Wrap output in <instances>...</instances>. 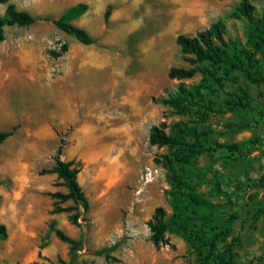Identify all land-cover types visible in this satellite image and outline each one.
I'll use <instances>...</instances> for the list:
<instances>
[{"label":"rangeland","instance_id":"374dc122","mask_svg":"<svg viewBox=\"0 0 264 264\" xmlns=\"http://www.w3.org/2000/svg\"><path fill=\"white\" fill-rule=\"evenodd\" d=\"M239 1L9 0L0 4V17L13 4L16 11L36 19L27 27H5L0 41V131H12V137L0 145V169H28L36 179L29 190L14 191L9 174L0 173V189L6 193H0V225L5 228L0 264L67 261L68 245L49 229L51 221L70 238L83 240L78 264H198L196 254L175 232L167 231V243L155 246L147 227L155 208L162 207L166 219L172 213L164 195L169 189L165 170L154 163L170 156V151L150 146L149 131L164 122L168 132L180 121L206 133L209 141L239 146L233 156L202 153L189 166L176 167L187 169L198 194L236 213L226 241L233 244L236 264H264V215L253 219L264 199V181H259L264 170V118L218 111L238 87L264 111V85L233 73V80H223L222 89H203L205 102L184 113L159 103L175 95L178 85L190 88L204 77L197 73L190 79L168 78L172 67H193L186 60L192 56L182 55L176 45L178 35L194 37L222 19L225 40L248 47L244 21L228 17ZM248 1L259 16L264 0ZM80 5L84 10L67 22L85 30L93 39L90 45L54 25L66 10ZM69 49L71 56L66 55ZM256 58L264 74V56ZM203 103L213 110L204 109ZM244 121L249 128L227 132L226 124ZM35 131H42L39 139L32 135ZM59 146L60 159L80 167L77 181L88 210L78 208L79 226L70 224L71 213L50 214L54 200L48 193L67 189L62 180L41 171L52 168ZM155 167L159 175L144 184L145 169ZM213 179L219 183H212ZM60 205L74 206L72 201ZM113 245L116 250L109 255L96 254Z\"/></svg>","mask_w":264,"mask_h":264},{"label":"trees","instance_id":"16d2710c","mask_svg":"<svg viewBox=\"0 0 264 264\" xmlns=\"http://www.w3.org/2000/svg\"><path fill=\"white\" fill-rule=\"evenodd\" d=\"M9 0H0V4ZM85 6L72 7L66 10L62 16L54 21V25L67 35L74 36L83 45H90L93 39L82 28L69 24L67 21L78 16ZM105 13V20L108 18ZM234 20L244 21V36L248 47H241L235 40H225L226 26L222 19H217L206 30L200 31L194 37L178 35L176 45L193 67L170 68L167 76L169 79H190L200 73L204 77L200 84L187 88L183 85L177 86L175 95L159 100L162 105H169L180 113H184L189 107L205 102L203 89L223 88V80H233V73H240L251 84L264 85V74L261 72L262 64L256 58L259 54L264 56V9L259 16L255 14V8L248 0H240L234 10L228 16ZM35 18L27 12L16 11L13 4H8L4 16L0 17V41L3 40L5 27H27L35 22ZM63 52L66 46H62ZM54 57L60 54L53 53ZM218 72L221 75H217ZM213 105V104H212ZM206 110L212 107L203 103ZM218 111L238 112L243 115L256 113L264 118V111L259 109L250 94L242 87L229 94L227 99L221 102ZM249 122L239 125L226 124L229 133H235L239 129L249 128ZM162 122L150 128L148 144L158 148L166 147L170 156H162L154 159V163L165 170V182L169 189L165 191V198L172 209L168 219L165 211L157 207L151 219L147 222L150 231V241L155 246L166 244L165 233L175 232L193 250L198 259V264H236V254L233 244L227 243L232 234V224L237 219L236 213L227 209L226 204H214L196 192V185L191 183L186 175L187 169H178L176 166L186 167L193 159L202 153H222L235 155L240 148L236 144H220L207 140L204 132L195 127H188L184 122H177L169 127ZM12 131H0V145L10 136ZM259 142V141H257ZM61 147L59 146L53 157V166L41 171V174H55L67 189L66 193H48L54 200L51 215L60 213H71L69 222L71 225L79 226L78 208L88 210L87 199L77 181L79 165L74 161H62ZM217 173L215 172L214 175ZM204 174H202V178ZM216 177V176H214ZM201 178V179H202ZM203 180V179H202ZM247 180H250L247 177ZM259 181H264V170L259 176ZM212 183H219L213 179ZM72 201L74 206L62 207L60 204ZM264 215V199L260 207L253 215L257 220ZM55 237L68 245V260L59 259V264H78L80 252L84 247L82 239L75 240L67 236L55 227V221L48 225ZM0 237H5V228L0 225ZM116 250V246L103 247L96 251L97 255H109ZM30 264H37L32 262Z\"/></svg>","mask_w":264,"mask_h":264},{"label":"crops","instance_id":"0c3cea01","mask_svg":"<svg viewBox=\"0 0 264 264\" xmlns=\"http://www.w3.org/2000/svg\"><path fill=\"white\" fill-rule=\"evenodd\" d=\"M68 54L71 56V49H69L66 52V55ZM32 135L35 136L37 139H39L40 136L42 135V131H35L32 133ZM11 137L12 136H10L8 139H10ZM8 139L6 141H8ZM37 150H38L37 148L33 149V151H37ZM16 152H17L16 154L18 155L19 152L18 151ZM27 171L28 169H0L1 174L2 173L9 174V176L11 177L12 180L11 182L13 185L12 187L14 191L17 189H21L22 191L29 190L33 185L36 184V179L34 178V176L33 175L29 176ZM47 175L50 176L51 179L57 178L55 174H47ZM0 193L6 194L5 189L1 187Z\"/></svg>","mask_w":264,"mask_h":264},{"label":"built area","instance_id":"2783aa9c","mask_svg":"<svg viewBox=\"0 0 264 264\" xmlns=\"http://www.w3.org/2000/svg\"><path fill=\"white\" fill-rule=\"evenodd\" d=\"M160 170L158 168H146L143 175L142 181L144 184L151 183L153 180L157 178L159 175Z\"/></svg>","mask_w":264,"mask_h":264}]
</instances>
